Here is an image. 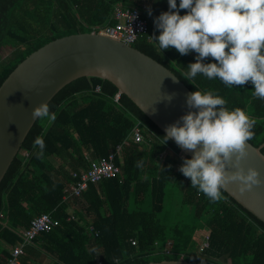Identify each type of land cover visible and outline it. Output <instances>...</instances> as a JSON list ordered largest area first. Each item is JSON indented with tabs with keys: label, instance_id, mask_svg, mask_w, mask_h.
<instances>
[{
	"label": "trees",
	"instance_id": "trees-1",
	"mask_svg": "<svg viewBox=\"0 0 264 264\" xmlns=\"http://www.w3.org/2000/svg\"><path fill=\"white\" fill-rule=\"evenodd\" d=\"M118 7L142 9L148 22V33L134 49L170 70L191 92L214 89L227 107L245 110L255 121L247 142L255 148L264 144V99L254 95L250 82L227 87L198 75L196 85L191 84L183 72L197 54L180 55L175 48L162 53L153 41L160 34L154 18L168 11L167 0H0V60L4 50L10 53L0 62V86L47 43L113 26ZM205 62L215 61L209 57ZM117 93L108 81L77 79L48 103L55 120L34 123L0 182V264H7L12 249L23 242L20 232L43 214L58 225L25 246L20 264H149L182 256L199 264H264V224L224 191L222 200L212 202L191 187L190 178L179 171L189 157H182L173 141L163 144L165 134L126 96L115 103ZM135 122L144 130L140 144L125 142ZM37 138L45 145L41 156L39 146L34 147ZM119 146L114 164L121 174L89 183L79 197L64 201L65 188L76 182L73 174L86 171L90 161L106 158ZM261 153L264 156V146ZM172 187L181 194V209L169 219L164 200ZM203 234L209 246L198 255Z\"/></svg>",
	"mask_w": 264,
	"mask_h": 264
},
{
	"label": "clouds",
	"instance_id": "clouds-1",
	"mask_svg": "<svg viewBox=\"0 0 264 264\" xmlns=\"http://www.w3.org/2000/svg\"><path fill=\"white\" fill-rule=\"evenodd\" d=\"M167 4L168 11L154 18L160 34L152 39L162 53L175 48L180 55L197 54L183 79L196 85L201 75L227 87L250 82L254 95L264 99V0H167ZM181 10L187 11L181 15ZM147 12L152 15L151 8ZM209 57L215 62H205ZM186 104L189 111L166 127L162 139L163 144L174 140L181 149L193 152L179 168L190 178L191 187L218 202L230 183H237L241 193L264 183L256 168L245 171L241 166L248 155L246 142L253 137V118L241 108L227 107L226 99L214 89L197 87ZM32 116L56 118L48 102L34 107ZM35 146L41 156L43 140L37 138Z\"/></svg>",
	"mask_w": 264,
	"mask_h": 264
},
{
	"label": "water",
	"instance_id": "water-1",
	"mask_svg": "<svg viewBox=\"0 0 264 264\" xmlns=\"http://www.w3.org/2000/svg\"><path fill=\"white\" fill-rule=\"evenodd\" d=\"M84 77L112 83L163 134L189 111L186 97L191 91L170 70L133 46L97 33L56 39L30 54L0 86V182L37 121L33 108L49 103L66 85ZM246 145L248 155L241 166L245 171L256 168L264 180V144L258 148ZM180 150L189 158L193 155L191 150ZM223 191L264 224V183L244 193L237 183H230ZM149 264L199 263L179 259Z\"/></svg>",
	"mask_w": 264,
	"mask_h": 264
},
{
	"label": "built area",
	"instance_id": "built-area-1",
	"mask_svg": "<svg viewBox=\"0 0 264 264\" xmlns=\"http://www.w3.org/2000/svg\"><path fill=\"white\" fill-rule=\"evenodd\" d=\"M115 24L113 26H107L106 28L94 32L106 36L112 40L121 42L123 44L132 46L137 40L144 34L148 33V22L141 16V13L135 9H117L115 15L113 16ZM100 88L97 87L95 92H100ZM120 93H117L114 96V102L119 103ZM143 126L140 122H135V125L130 132L128 139L125 141L127 143H143L144 134ZM122 147L119 146L116 148L115 152L109 154L106 158L99 160L90 161L89 168L82 172L81 174H73V178L76 180L75 183L71 184L65 188L63 197L64 201H67L70 198H77L87 189L89 183H97L104 179H112L121 174V170L118 166L114 164V159L121 152ZM23 155H27L23 153ZM162 154L160 158H162ZM74 217V215L72 216ZM58 225V222L52 219L48 214H43L35 217L30 226L20 232V236L23 242L15 246L11 251V257L8 260L7 264H20V259L24 255V248L27 244L33 241L38 235L43 232H49L54 227ZM91 230V228H90ZM200 236V235H199ZM132 245H135V242H131ZM209 244L207 241V236H200V247L198 249V255L201 252L208 248ZM164 251L168 254V246L164 248ZM183 258V256H182ZM181 258V260H183Z\"/></svg>",
	"mask_w": 264,
	"mask_h": 264
},
{
	"label": "rangeland",
	"instance_id": "rangeland-1",
	"mask_svg": "<svg viewBox=\"0 0 264 264\" xmlns=\"http://www.w3.org/2000/svg\"><path fill=\"white\" fill-rule=\"evenodd\" d=\"M9 51L4 50L1 54V60L0 62H4L9 58ZM180 192L175 188H169L167 189V192L165 191V200H164V214L167 215L169 219L176 216L177 213L180 211ZM191 215H188L187 218H190ZM170 222V220H169ZM49 262H45V264H48Z\"/></svg>",
	"mask_w": 264,
	"mask_h": 264
},
{
	"label": "bare ground",
	"instance_id": "bare-ground-1",
	"mask_svg": "<svg viewBox=\"0 0 264 264\" xmlns=\"http://www.w3.org/2000/svg\"><path fill=\"white\" fill-rule=\"evenodd\" d=\"M117 9H122V10H126V9H135V10H138V11L141 13V16L143 17L142 12H141L142 9H141V10H139L138 8H124V9H123V8H120V7H118ZM117 9H116V10H117ZM143 9H144V7H143ZM116 10H115V11H116ZM113 15H115V12H114ZM143 18H144V17H143Z\"/></svg>",
	"mask_w": 264,
	"mask_h": 264
},
{
	"label": "flooded vegetation",
	"instance_id": "flooded-vegetation-1",
	"mask_svg": "<svg viewBox=\"0 0 264 264\" xmlns=\"http://www.w3.org/2000/svg\"><path fill=\"white\" fill-rule=\"evenodd\" d=\"M181 156L184 157L185 155L181 152Z\"/></svg>",
	"mask_w": 264,
	"mask_h": 264
},
{
	"label": "crops",
	"instance_id": "crops-1",
	"mask_svg": "<svg viewBox=\"0 0 264 264\" xmlns=\"http://www.w3.org/2000/svg\"><path fill=\"white\" fill-rule=\"evenodd\" d=\"M143 7H144V6H143ZM144 8H146V7H144ZM93 33H94V32H93ZM96 93H97V92H96ZM99 93H101V90H100V92H98V94H99Z\"/></svg>",
	"mask_w": 264,
	"mask_h": 264
}]
</instances>
